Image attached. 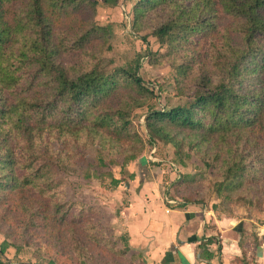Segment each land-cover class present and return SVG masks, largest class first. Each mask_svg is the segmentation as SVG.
<instances>
[{"label": "trees", "instance_id": "16d2710c", "mask_svg": "<svg viewBox=\"0 0 264 264\" xmlns=\"http://www.w3.org/2000/svg\"><path fill=\"white\" fill-rule=\"evenodd\" d=\"M94 13L92 0H0V227L69 224L83 228L90 244L100 242L95 230L88 233V211L58 200L46 139L53 134L74 151L71 141L95 138L131 162L140 144L131 111L153 89L136 67L95 71L91 53L105 44L107 30ZM128 19L134 34L149 30L164 48L146 47L147 62L173 69L177 95L200 90L188 107L147 110L148 146L155 138L171 145L182 167L196 156L220 175L224 198L264 186V0H135ZM210 140L212 153L202 149ZM203 178L177 173L173 185L183 204H200L191 194ZM7 245L0 243V256ZM109 251L119 253L111 243Z\"/></svg>", "mask_w": 264, "mask_h": 264}, {"label": "rangeland", "instance_id": "374dc122", "mask_svg": "<svg viewBox=\"0 0 264 264\" xmlns=\"http://www.w3.org/2000/svg\"><path fill=\"white\" fill-rule=\"evenodd\" d=\"M92 1H95L94 22L107 30L105 44L94 48L91 53L95 71L108 74L115 69L136 67V74L144 86L153 89L152 98L144 106L134 108L130 115L132 130L140 139V144L133 151L136 158L123 163V154L109 153L107 149L99 147L98 139L91 137L90 140L83 137L79 142L73 141V144L71 141L70 146L76 148L71 151L60 144L64 142L63 139L58 140L55 135H49L46 139V147L49 148L47 155L53 162V179L60 185L57 198L66 204L81 205L88 211L91 225L88 233H94L95 230L100 242L90 244L83 228L77 230L76 226L69 224H47L23 231L20 223H11L10 226L0 227V243H8L0 261L8 264H113L114 261L116 264H150L149 260L141 254L137 255L129 247L123 223V213L130 202L129 192L134 178L138 181L139 175L142 180L150 178V175L152 179H160L156 183L164 187L163 192L180 201L176 185H173L177 173H201L204 178L195 186L196 193L191 194L194 200L210 206L214 211L244 212L263 221L264 186L224 198L223 192H219L217 187L221 181L220 175L204 166L196 156L185 160V166L182 167L177 164L171 145L155 138L154 144L148 146V134L143 127L147 110L188 107L194 93L200 90L189 97L177 95L173 69L165 64L152 65L147 62L146 47L158 53L164 48L149 35V30L138 35L131 31L128 12L135 0H115L114 5L104 4L103 0ZM60 21L63 22V18ZM69 57L64 59L74 63L75 56ZM116 103L113 100L111 106L114 107ZM210 143L212 140L202 145V149L208 153L216 150ZM182 148L185 150V145ZM169 161L173 164H169ZM154 163L159 165L155 166ZM239 195L251 197L250 202ZM6 229L10 239L4 234ZM110 243L119 251L114 257L109 251Z\"/></svg>", "mask_w": 264, "mask_h": 264}, {"label": "crops", "instance_id": "0c3cea01", "mask_svg": "<svg viewBox=\"0 0 264 264\" xmlns=\"http://www.w3.org/2000/svg\"><path fill=\"white\" fill-rule=\"evenodd\" d=\"M152 177L134 178L123 213L133 252L150 264H264V220L183 204Z\"/></svg>", "mask_w": 264, "mask_h": 264}]
</instances>
